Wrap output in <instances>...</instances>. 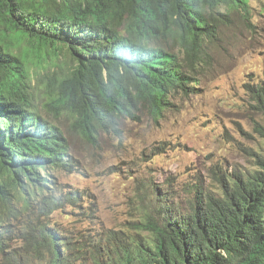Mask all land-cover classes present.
<instances>
[{
    "label": "trees",
    "instance_id": "obj_1",
    "mask_svg": "<svg viewBox=\"0 0 264 264\" xmlns=\"http://www.w3.org/2000/svg\"><path fill=\"white\" fill-rule=\"evenodd\" d=\"M234 13L248 23L247 0H0L2 261L86 259L83 246L43 221L81 196L59 189L54 172L74 165L60 128L35 109L33 89L89 139L121 120L158 121L195 92L189 61ZM247 88L264 116V76ZM254 131L264 139V124ZM183 193L156 187L130 231L105 230L93 264H264V148L253 166L216 168L208 184L198 178ZM23 214L42 218L12 226Z\"/></svg>",
    "mask_w": 264,
    "mask_h": 264
},
{
    "label": "rangeland",
    "instance_id": "obj_2",
    "mask_svg": "<svg viewBox=\"0 0 264 264\" xmlns=\"http://www.w3.org/2000/svg\"><path fill=\"white\" fill-rule=\"evenodd\" d=\"M247 2L249 22L234 13L203 53L189 61L195 92L177 98L158 121L146 115L121 120L114 128H97L89 139L68 111L55 110L42 88L33 89L35 109L60 128L74 165L71 172H54L59 189L81 196L77 205L43 221L83 246L85 264L100 258L95 248L103 243L105 230L130 231L143 219L156 187L181 197L183 188L198 178L208 184L216 168L251 167L262 154L264 139L254 127L264 124V116L256 111L247 87L264 76V0ZM41 218L23 214L12 226H37ZM39 262L0 258V264Z\"/></svg>",
    "mask_w": 264,
    "mask_h": 264
},
{
    "label": "bare ground",
    "instance_id": "obj_3",
    "mask_svg": "<svg viewBox=\"0 0 264 264\" xmlns=\"http://www.w3.org/2000/svg\"><path fill=\"white\" fill-rule=\"evenodd\" d=\"M172 48H174V47H172ZM44 96H45V95H44ZM44 96H43V97H44ZM80 111H81V110H80ZM80 115H81V114H80ZM95 124H96V123H95ZM117 127H118V126H117ZM87 204H88V203H87ZM40 207H41V206H40ZM69 207H70V206H69ZM38 208H39V207H38ZM29 249H30V248H29ZM30 252H31V251H30ZM36 255H37V254H36ZM69 256H70V255H69Z\"/></svg>",
    "mask_w": 264,
    "mask_h": 264
}]
</instances>
